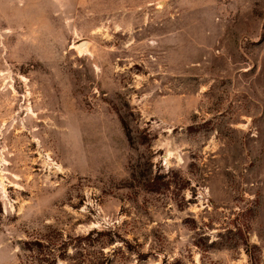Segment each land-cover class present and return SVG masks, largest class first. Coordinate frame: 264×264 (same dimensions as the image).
<instances>
[{
	"label": "rangeland",
	"instance_id": "374dc122",
	"mask_svg": "<svg viewBox=\"0 0 264 264\" xmlns=\"http://www.w3.org/2000/svg\"><path fill=\"white\" fill-rule=\"evenodd\" d=\"M50 263L264 264V0H0V264Z\"/></svg>",
	"mask_w": 264,
	"mask_h": 264
},
{
	"label": "trees",
	"instance_id": "16d2710c",
	"mask_svg": "<svg viewBox=\"0 0 264 264\" xmlns=\"http://www.w3.org/2000/svg\"><path fill=\"white\" fill-rule=\"evenodd\" d=\"M39 245V243H37ZM51 264V263H50Z\"/></svg>",
	"mask_w": 264,
	"mask_h": 264
},
{
	"label": "bare ground",
	"instance_id": "6f19581e",
	"mask_svg": "<svg viewBox=\"0 0 264 264\" xmlns=\"http://www.w3.org/2000/svg\"><path fill=\"white\" fill-rule=\"evenodd\" d=\"M79 49V48H78Z\"/></svg>",
	"mask_w": 264,
	"mask_h": 264
}]
</instances>
